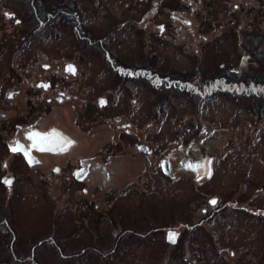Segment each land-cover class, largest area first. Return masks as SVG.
I'll list each match as a JSON object with an SVG mask.
<instances>
[{"label":"flooded vegetation","instance_id":"af4514ba","mask_svg":"<svg viewBox=\"0 0 264 264\" xmlns=\"http://www.w3.org/2000/svg\"><path fill=\"white\" fill-rule=\"evenodd\" d=\"M113 3L108 18L106 3L0 0V187L10 194L17 183L40 184L38 191L62 197L70 214L87 226L106 221L116 224L124 217L122 210H132L134 192L141 201L148 188H159V183L178 194L194 190L191 208L175 211V222L163 229L167 236L175 234L174 242L169 241L177 249L176 257L203 264L213 247L206 243H224L228 226L241 225L240 211L226 210L224 199L212 194L214 182L220 189L218 178L224 172L222 160L208 153L211 148L206 144L213 133L208 123L214 122L208 111L193 112L187 126L162 128L160 144L168 152L155 157L143 135L148 114L139 95L142 100L143 91L155 79L176 81L197 104L210 103L220 94L252 100L260 90L252 79L244 89V80L237 78L244 75L242 67H222L213 78L198 72L194 63L172 74L133 66L123 58L130 42L125 36L117 37L115 30L118 20L127 19L132 5L126 0ZM191 16L178 17L168 28L153 19L149 32L168 41L172 50L189 44L183 55L192 56L190 43L195 42L197 32ZM58 23L69 27V38L61 32L56 38L48 33L40 36ZM91 53L103 61L93 62ZM69 66L74 71H68ZM151 85L164 90V86ZM230 85L234 88H227ZM54 131L64 139L66 150H60L65 145L51 151L31 147L29 133ZM17 142L30 150L28 157L23 151H11ZM6 178L11 179L10 185L4 182ZM139 204L136 209L144 210L143 202ZM243 230L242 224L236 237L218 244L217 264H242L245 246L239 235ZM250 249L254 256L259 246L252 244ZM109 257L114 259L112 252Z\"/></svg>","mask_w":264,"mask_h":264},{"label":"rangeland","instance_id":"374dc122","mask_svg":"<svg viewBox=\"0 0 264 264\" xmlns=\"http://www.w3.org/2000/svg\"><path fill=\"white\" fill-rule=\"evenodd\" d=\"M83 1L108 4L105 16L111 18L110 5L114 0ZM126 1L132 5L128 17L118 20L115 30L117 37L128 38L130 47L123 58L133 66L145 65L154 72L172 74L178 71L176 68L185 70L194 63L198 72L215 78L222 67L231 65L234 70L242 67L257 73L264 80V0ZM191 15L197 32L195 42L190 43L192 56L183 55L189 44L176 45L172 50L168 41L149 32L153 19L161 20L168 28L178 17L192 19ZM42 32L40 36L48 33L51 38L60 37V32L65 38L71 36V30L63 23ZM177 34L182 38L180 29ZM90 56L93 62L103 61L100 55ZM151 84L164 86V90H156L154 87L158 86ZM262 89L259 87L260 92ZM218 96L210 103L197 104L176 81L155 79L143 91L142 100L139 95L148 114L143 135L155 157L163 156L168 150L160 144L162 128L187 126V118L193 112L208 111L214 122L208 123L213 130L206 141L211 148L208 153L222 160L220 169L224 170L218 178L220 189L217 191L214 182L212 194L224 199L226 210L241 213L239 227L243 224L244 230L239 237L245 246L242 264H264V113L256 111L247 97L233 100L223 94ZM148 158L150 162L151 156ZM39 185L17 183L10 194L0 187V264H190L175 256L177 249L171 248L163 227L175 222V211L191 208L194 190L178 194L164 189L166 183H159V188L149 187L144 194V210L136 209L141 201L134 192L132 210H122L124 217L116 224L106 221L87 226L70 214L62 197L38 191ZM239 227L228 226V240L222 239L225 244L237 236ZM219 243L225 245L206 243L213 247L203 264L218 263ZM252 244L259 246L254 256L250 253ZM111 252L114 259L109 257Z\"/></svg>","mask_w":264,"mask_h":264},{"label":"snow or ice","instance_id":"6c2138e0","mask_svg":"<svg viewBox=\"0 0 264 264\" xmlns=\"http://www.w3.org/2000/svg\"><path fill=\"white\" fill-rule=\"evenodd\" d=\"M7 15V14H6ZM17 23H19V21H17ZM68 71H74V69L71 68V66H69ZM44 87H46V85H44ZM103 103V102H102ZM29 140L32 141V148H35L39 151H51L54 150L57 147H60L61 145H65V141L64 139H62L59 134H56L55 131L51 134H41L38 132H31L29 133L28 137ZM68 144L72 143L71 141H67ZM60 150H66V145L65 147H60ZM11 151L13 152H19V151H23L25 156L28 157L29 156V151L27 149H24L22 147V145L19 144V142H17V144L14 147H11ZM29 162L31 163V158L29 157ZM4 182L6 184H11V179H5ZM212 203L214 204L215 201H212ZM169 239L172 240L174 242L175 240V234L174 233H170L169 234Z\"/></svg>","mask_w":264,"mask_h":264},{"label":"trees","instance_id":"16d2710c","mask_svg":"<svg viewBox=\"0 0 264 264\" xmlns=\"http://www.w3.org/2000/svg\"><path fill=\"white\" fill-rule=\"evenodd\" d=\"M237 78H240L241 80H244V89H247L248 87L250 86H247L248 85V79H252L254 82H255V86H258L263 88L262 92H259V97L256 98V99H253L252 98V102L254 104V107H255V110L256 111H260L262 110V113H264V80L260 78L259 75H253V73H250L247 69L244 70V75L243 77H237ZM252 86V85H251ZM253 90V88H252Z\"/></svg>","mask_w":264,"mask_h":264}]
</instances>
